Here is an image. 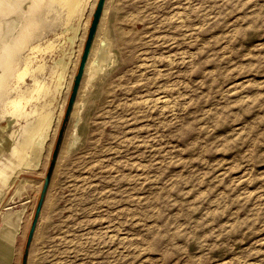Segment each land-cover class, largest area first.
<instances>
[{"label": "rangeland", "instance_id": "obj_1", "mask_svg": "<svg viewBox=\"0 0 264 264\" xmlns=\"http://www.w3.org/2000/svg\"><path fill=\"white\" fill-rule=\"evenodd\" d=\"M96 2L72 16L75 34L53 0L0 14L14 70L30 44H56L32 53L53 89L50 137L0 200L20 264H264V0H105L112 62L88 86L83 74L49 172ZM2 96L0 166L30 122ZM14 209L19 226L3 218Z\"/></svg>", "mask_w": 264, "mask_h": 264}, {"label": "bare ground", "instance_id": "obj_2", "mask_svg": "<svg viewBox=\"0 0 264 264\" xmlns=\"http://www.w3.org/2000/svg\"><path fill=\"white\" fill-rule=\"evenodd\" d=\"M88 1L89 0H53V3L65 9V28L74 29V34L76 33L81 20H78L79 22L77 23V26L75 25L76 27L71 25L70 20L72 19L73 15L82 14L88 4ZM16 3L17 0H0V14L4 11L8 12L9 9H12L16 6ZM87 22L88 21L85 20L83 25L86 26ZM101 29L103 28L101 27V22H99L85 63V73L83 72L85 86L90 85L91 81L96 77L98 72L100 73V71H102L106 65H109L110 62H112L109 55V43H106L107 41L104 42V40L102 41L100 36ZM7 35L8 34L4 32L2 26H0V100L3 99L2 94L6 95L8 93H13V96L11 97H4L5 99L7 98L6 103L8 105V114L12 117V120L16 122L19 119L30 120V122L25 128H23L21 136L18 140L13 141V137L16 135L15 130L10 132L11 135L7 139L12 149L8 157V162L0 166V200L4 196L5 191L17 178L18 173L24 170H35L38 168L42 159L44 144L50 137L52 123L54 120L52 113L54 111H51L48 108L49 102L46 100V97L53 91V89L49 84L50 82L48 83L43 79V77H40V74L45 69L46 64L43 60H38L39 62H36V55H32V53L36 51H54L56 44H53L51 41L47 42L44 46H41L40 43L30 44L28 47L30 51L25 55H22V66L14 70L13 68L16 66L18 61V59L15 58H18V55L13 54V51L9 46L10 40L6 42L4 41ZM73 38L74 35L69 37V40H72ZM96 41L99 42L98 45H95L97 44L95 43ZM64 57L65 56L59 58L57 57L53 64L56 69L51 70L52 73L55 74V77H57L56 81L59 83H64L62 79L64 76L65 67L67 65ZM57 68L60 69V71H58ZM27 78H29L30 83L26 82ZM56 81H54L55 84H57ZM55 89L58 88L55 87ZM41 97H43L42 103L39 100ZM37 99L39 100V104H34L33 101ZM80 105L82 106L83 103L78 100L73 102L72 115H77V113H79L78 108ZM77 116H79V114ZM75 135L76 129H74L72 132L70 147L76 142ZM20 181V187L14 192V195H19L22 190H25L24 182L21 179ZM22 213V209H14L5 212L3 214V218L11 220L15 222L17 226H19L22 222Z\"/></svg>", "mask_w": 264, "mask_h": 264}, {"label": "water", "instance_id": "obj_3", "mask_svg": "<svg viewBox=\"0 0 264 264\" xmlns=\"http://www.w3.org/2000/svg\"><path fill=\"white\" fill-rule=\"evenodd\" d=\"M104 4H105V0H97L95 9H94L93 14H92V19H91V22H90V26L88 28V32H87L86 40H85V43H84V48H83V52H82V55H81V59H80V62H79L77 73H76V75L74 77L72 91H71V94H70V97H69V102H68V105H67V108H66L65 116H64L60 131H59L56 143H55L53 154H52V161H51L49 172L51 170V166L53 164V160H54V158L56 156V152H57L60 140H61L62 131H63V128H64V123H65V121L67 119L70 107H71V105L73 103L75 94H76V92L78 90L80 81L82 79V75H83L84 68H85V63H86V60H87V57H88V54H89L90 47L92 45L94 36L96 34V30H97V27H98V24H99L101 15H102ZM38 208H39V205L37 207L36 213L38 211ZM24 260H25V255H23L22 264H24Z\"/></svg>", "mask_w": 264, "mask_h": 264}, {"label": "crops", "instance_id": "obj_4", "mask_svg": "<svg viewBox=\"0 0 264 264\" xmlns=\"http://www.w3.org/2000/svg\"><path fill=\"white\" fill-rule=\"evenodd\" d=\"M9 202H13V200L11 199ZM19 230L12 225L0 222V264H20Z\"/></svg>", "mask_w": 264, "mask_h": 264}]
</instances>
